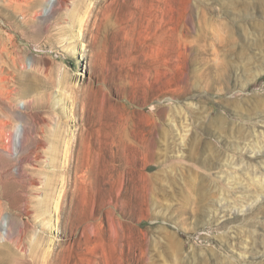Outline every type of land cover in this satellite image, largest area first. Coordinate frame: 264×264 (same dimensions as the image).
<instances>
[{"label": "rangeland", "instance_id": "1", "mask_svg": "<svg viewBox=\"0 0 264 264\" xmlns=\"http://www.w3.org/2000/svg\"><path fill=\"white\" fill-rule=\"evenodd\" d=\"M34 1L0 0V264H264V0ZM83 109L142 127L114 186L101 132L91 182L63 152Z\"/></svg>", "mask_w": 264, "mask_h": 264}, {"label": "bare ground", "instance_id": "2", "mask_svg": "<svg viewBox=\"0 0 264 264\" xmlns=\"http://www.w3.org/2000/svg\"><path fill=\"white\" fill-rule=\"evenodd\" d=\"M14 1H15L14 3L17 4L18 8H22V7H25V6L28 8L29 6L32 5V3L35 2L34 0H14ZM54 6H55L54 1H50L48 6H47V11L49 12V11L53 10ZM87 107L88 106H86L85 103H83V108L85 109ZM88 108L89 109H87V111H89L92 108V106H90ZM84 109H83V115L82 116L85 117L86 126L82 129V132L78 136L79 139H80V143L82 145L77 147L75 150H72V148L66 147L65 148L66 150L64 149L65 151H63V152H66L67 154L69 153V159L72 158V154H75L76 158L78 157V159L79 158H83L82 166H85L87 168V171L85 173V175L87 174L86 175V180L85 179L84 180L87 181V182L89 180L91 182L92 174H91V172L89 170V168H90V160H88V161L84 160V156H85L84 154L87 153V150H86L87 147H88L87 146V139L91 138L95 134V132H101L99 138H101L103 143L99 146L100 147L99 149H101V151H103L105 154L108 153L111 156V159L108 161L107 167H108V171H109V174H110L109 177L110 178H114V181H113V184H112L114 186V184H117V182L121 181L120 176L123 175L124 168L126 166H130L134 158L138 157L140 154H144V153L146 154L149 151V148L147 147V145L144 144V143L142 144V139H141V135H142V129L141 128L142 127L137 126L133 131L130 130L132 133L131 132L128 133L126 131L127 130L126 125L124 123L120 122V123H118V129H119L120 132L123 133V135L121 134L122 136H120V137L110 138V135H111L110 130L111 129H110L109 124L107 123V124H104V125L102 124L101 126H97L96 123H98L101 120L100 116L97 117L98 119L89 120L88 116L86 115L87 112ZM100 111L103 112L102 108L100 109ZM132 125H134V124H132ZM60 127L57 126V129L55 130V132H59L58 134H55L56 137H57L56 140L57 141L59 140L61 142L62 140L65 139V141L69 142L71 140V138H70L71 136L70 137L67 136L68 139H66V137H64L62 139V136H64V135L61 136ZM32 136H33V133H31V131H26L24 126H22V128L19 130V133H18V144L22 145V143H24L25 140L30 139ZM99 149L96 150V152H99ZM150 152H151V150H150ZM66 159H67V157H66ZM80 160H78V161H80ZM70 163H71V161H69V164ZM79 164H80V162H79ZM79 164L77 163L76 166H74V168L76 167V170L81 169V166ZM147 166H146V168H147ZM65 171L66 172L70 171V167H68V168L66 167ZM23 173H24V171L21 169L20 170V174H23ZM76 173H78V172H76ZM146 176L147 175L144 174V177H146ZM61 181H62V179H50L47 182L48 186H46V188H48V190H50L51 188H53V186L57 182H61ZM73 196H74V194H73ZM50 201L51 200H46L45 203L47 205H50L49 204ZM76 205H78V203ZM69 214L72 215L73 213L70 212ZM76 221L82 222L79 217L77 218ZM73 222H74V225H75L76 222L75 221H73ZM4 225H5L6 229H8V226H10L9 225V221L6 220L4 222ZM75 228H77V227H75ZM75 228L72 226L71 229L74 230ZM5 234H6V231H5ZM5 237H7V236L5 235Z\"/></svg>", "mask_w": 264, "mask_h": 264}]
</instances>
